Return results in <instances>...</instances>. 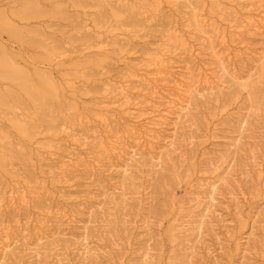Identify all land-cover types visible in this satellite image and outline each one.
Here are the masks:
<instances>
[{
	"label": "rangeland",
	"instance_id": "374dc122",
	"mask_svg": "<svg viewBox=\"0 0 264 264\" xmlns=\"http://www.w3.org/2000/svg\"><path fill=\"white\" fill-rule=\"evenodd\" d=\"M0 199V264H264V0H0Z\"/></svg>",
	"mask_w": 264,
	"mask_h": 264
},
{
	"label": "bare ground",
	"instance_id": "6f19581e",
	"mask_svg": "<svg viewBox=\"0 0 264 264\" xmlns=\"http://www.w3.org/2000/svg\"><path fill=\"white\" fill-rule=\"evenodd\" d=\"M222 71H225V68L224 67H222ZM227 71V70H226ZM228 73V72H227ZM232 76H233V78H232ZM232 76H230L231 78L230 79H233L232 80V82L234 81L235 83L237 82H240L241 80H240V78H236V76L234 77V75H232ZM180 87V86H179ZM154 93V92H153ZM191 93V92H190ZM190 105V104H189ZM188 105V106H189ZM187 106V105H186ZM175 107V106H174ZM184 107V106H183ZM182 106H180L179 107V109H181V111L180 112H182V111H184L185 113L184 114H186V110H187V108L185 107V108H183ZM178 109V110H179ZM188 115V114H187ZM102 143V142H101ZM175 143H174V141H172L171 142V145H174ZM101 145V144H100ZM112 146H113V144H112ZM113 148V147H112ZM14 199V198H13ZM0 201H2L1 199H0ZM1 205V204H0Z\"/></svg>",
	"mask_w": 264,
	"mask_h": 264
}]
</instances>
